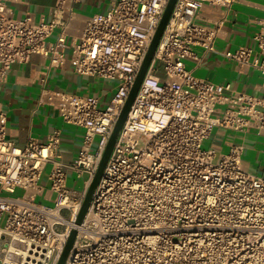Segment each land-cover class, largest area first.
<instances>
[{
    "label": "built area",
    "instance_id": "obj_1",
    "mask_svg": "<svg viewBox=\"0 0 264 264\" xmlns=\"http://www.w3.org/2000/svg\"><path fill=\"white\" fill-rule=\"evenodd\" d=\"M168 1L113 0L82 17L80 0H57L46 21L13 16L0 0V84L13 64L41 54L60 66L68 50L76 72L112 82L104 102L42 79L40 102L84 129L70 161L60 151L59 129L46 142L31 136L22 147L8 139L7 110L0 108V264H57L74 228L65 264H264V176L244 164L243 142L204 148L215 128L264 134V85L261 95L237 91L185 64L196 47L216 50L218 28L204 21L206 7L229 11L236 0H177L88 212L76 224ZM260 23L254 45L223 54L240 71L255 68L264 77ZM70 174L83 179L80 190L68 186ZM48 189L51 205L38 201Z\"/></svg>",
    "mask_w": 264,
    "mask_h": 264
},
{
    "label": "crops",
    "instance_id": "obj_2",
    "mask_svg": "<svg viewBox=\"0 0 264 264\" xmlns=\"http://www.w3.org/2000/svg\"><path fill=\"white\" fill-rule=\"evenodd\" d=\"M2 1L10 7L13 16H33L37 20L47 21L52 16L57 0ZM112 1L80 0L77 10L84 17L108 9ZM261 19H264V0H236L229 11L207 6L204 21L218 28L216 50L204 51L200 47L194 48V56L185 59L187 68L198 77L216 83L230 82L237 91L261 95L263 75L255 68L240 71L235 61L223 54L226 49L235 51L240 46L254 45L255 35L262 29ZM70 55L71 50H68L62 65L50 66V55L34 54L27 63L13 64L6 81L0 84V108L7 110L6 137L22 147L31 136L46 142L49 133L59 129L60 151L67 161L74 159L78 154L84 129L66 123L57 111L40 102L42 79L46 78L47 85L52 88L100 95L104 102L110 96L112 88V85H109L108 90L104 87L106 84H112L108 80L76 72ZM230 132L215 128L207 140L213 137L217 140H213L210 147L228 150L230 144L235 141L229 137ZM240 135L242 134L236 135L235 138L239 139ZM246 150L245 146V152ZM244 164L250 171L259 174L252 170L250 161H244ZM51 195L48 189L43 197L49 201L46 197Z\"/></svg>",
    "mask_w": 264,
    "mask_h": 264
},
{
    "label": "water",
    "instance_id": "obj_3",
    "mask_svg": "<svg viewBox=\"0 0 264 264\" xmlns=\"http://www.w3.org/2000/svg\"><path fill=\"white\" fill-rule=\"evenodd\" d=\"M177 3V0H169L168 3H167V6H166V9L163 13V16L161 18V21L155 31V34L152 38V41L150 43V46L148 48V51L145 55V58L143 60V63L137 73V76H136V79L131 87V90H130V93L128 95V98L121 110V113L119 115V118L115 124V127L113 129V132L110 136V139L107 143V146H106V149H105V152L103 154V157L101 159V162L99 164V167H98V170L88 188V191H87V194H86V197L84 199V202H83V205L78 213V216H77V219H76V224L77 225H80L87 212H88V209L90 207V204H91V201H92V197H93V194L99 184V181L101 179V176L104 172V169L107 165V162L109 160V157L114 149V146L116 144V141L120 135V132H121V129L128 117V114L131 110V107H132V104L137 96V93L141 87V84L144 80V77L153 61V58H154V55H155V52L157 50V47L161 41V38H162V35L165 31V28L170 20V17L172 15V12L174 10V7ZM76 235H77V230L74 228L70 231V234L67 238V241L64 245V248H63V251L60 255V258L58 260V263L57 264H65L67 258H68V255L72 249V246L74 244V241H75V238H76Z\"/></svg>",
    "mask_w": 264,
    "mask_h": 264
},
{
    "label": "rangeland",
    "instance_id": "obj_4",
    "mask_svg": "<svg viewBox=\"0 0 264 264\" xmlns=\"http://www.w3.org/2000/svg\"><path fill=\"white\" fill-rule=\"evenodd\" d=\"M109 85L112 84H106L104 86L106 90L110 89ZM236 135H239V133H235V132L229 133V137L232 140H235L234 141L235 143L243 142L244 145L246 146L247 150L243 154V160L250 161L252 165V170L264 176V134H260L255 130H251L250 132L245 134V138H246L245 140L243 139L244 135H240L241 137L239 139L235 138ZM213 140H217V138L215 139V137H213L211 140H206L204 142V148H209ZM50 170H51V165H48L45 170V177H44L45 179L47 178V175ZM68 186L80 190L83 187V179H77L75 174H70L68 179ZM38 201L47 205L52 204L50 201H47L43 196H39Z\"/></svg>",
    "mask_w": 264,
    "mask_h": 264
}]
</instances>
